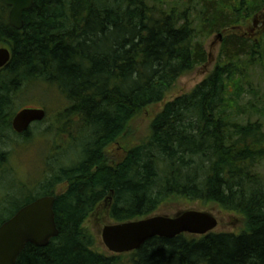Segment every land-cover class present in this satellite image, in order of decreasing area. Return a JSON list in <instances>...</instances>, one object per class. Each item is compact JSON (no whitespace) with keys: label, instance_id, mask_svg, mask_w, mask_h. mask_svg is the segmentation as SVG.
<instances>
[{"label":"trees","instance_id":"1","mask_svg":"<svg viewBox=\"0 0 264 264\" xmlns=\"http://www.w3.org/2000/svg\"><path fill=\"white\" fill-rule=\"evenodd\" d=\"M190 3L180 9L177 1L168 6L158 0H34L23 13V28L15 30L0 0V47L11 54L0 70V144L18 135L25 145L29 140L30 128L16 134L11 127L19 111L15 97L25 85H55L67 102L62 114L78 123L74 131L67 129L73 157L46 159L29 197L0 203L1 225L37 198H55L58 236L43 248L27 244L16 264H264V127L252 121L263 108L252 102L236 113L231 109L242 96L239 82L248 67L262 65L260 45L226 36L211 74L190 93L166 102L144 137L118 160L109 159V148L123 140L134 118L206 63L204 38L264 9V0ZM10 157L0 150V173ZM59 185L64 189L55 195ZM107 199L115 224L186 200L238 214L246 228L238 234L154 237L123 260L94 251L84 226Z\"/></svg>","mask_w":264,"mask_h":264},{"label":"rangeland","instance_id":"2","mask_svg":"<svg viewBox=\"0 0 264 264\" xmlns=\"http://www.w3.org/2000/svg\"><path fill=\"white\" fill-rule=\"evenodd\" d=\"M158 1L168 6L177 1L180 9H184L186 5L191 4V0ZM198 11L199 8L195 7V12L198 13ZM6 13H8V10ZM228 35H234L254 41L260 45L262 49L260 54L262 55V65L255 63L248 67L246 74L242 76L243 78L239 82L243 89L241 93L242 96L235 97L231 109L236 113L238 108L245 109L244 107H247L248 103L250 104L253 102L252 104L255 107L263 109L260 114L253 115L252 121L259 120L264 127L263 9L262 11L249 15L246 20H239L236 25L204 38V48L207 54L206 63L180 77L175 82L171 92H169L161 103L147 107L140 115L132 120L123 140L120 143H117V145H113L109 148V154L111 155L109 156V159L111 162L118 160L128 147L136 144L141 137H144L148 131L150 122L154 116L160 112L166 102L173 100L177 96L190 93L211 74L219 64L222 42ZM235 85H237V79L235 80ZM20 92L21 93L15 97L14 108H17V110L24 108L44 109L46 116L43 121L36 122L30 126V133L27 137L29 140L26 145L23 144L24 137H19V135L12 139L14 142L12 140L11 142L4 140L6 143L0 144V150L9 151L11 155L8 162L6 164L4 163L1 168L0 203H21L25 198L29 197L30 194L26 192L32 190L38 185L43 171L47 169L45 167L46 159L51 157L53 159L58 156L60 158L62 156H67L69 158L73 157V150L71 148L72 144H66L67 141L70 142L67 129L69 132L74 131L78 123L76 117H73L70 114H62V111L67 108V102L57 91L55 85L41 82L29 86L25 85ZM245 117L246 115L244 114L239 121L241 122V119H243V122H245ZM67 124L70 128H68ZM59 127H62L65 134L59 133V130L57 129ZM49 128L50 133L45 134L46 130ZM8 170L12 173L11 177L9 174H5ZM259 171L261 173L264 172V162ZM17 184L21 186L19 189L21 192L18 191V193H16V189L12 190L13 188H16ZM63 189L64 185L54 187V194H60ZM32 193H34V191ZM108 199L101 202L95 208L93 213L86 220L84 226L94 239V251L106 256H115L116 254H112L106 249L101 239L102 229L105 226L115 224L109 216L111 202ZM7 211L8 209L6 208L4 212L5 215L7 214ZM184 211H202L215 217L218 224L212 231L213 233L238 234L246 228L244 218L238 214L223 212L215 205L203 206L200 203L189 202L186 200L164 203L161 205L159 211L152 216L174 217ZM120 255L123 257V260H126L124 256L125 254Z\"/></svg>","mask_w":264,"mask_h":264},{"label":"water","instance_id":"3","mask_svg":"<svg viewBox=\"0 0 264 264\" xmlns=\"http://www.w3.org/2000/svg\"><path fill=\"white\" fill-rule=\"evenodd\" d=\"M1 1L8 8V24L15 30H21L23 13L33 8L34 0ZM10 57L9 49L0 47V70L9 63ZM45 116L44 109L24 108L13 116L11 127L15 133L22 134L33 123L43 121ZM54 201L53 196L37 198L0 225V264H16L27 244L43 248L58 236ZM217 224L216 218L209 213L184 211L174 217L150 216L105 226L101 239L110 253L120 255L138 250L154 237L171 239L182 234L204 236L212 233Z\"/></svg>","mask_w":264,"mask_h":264},{"label":"bare ground","instance_id":"4","mask_svg":"<svg viewBox=\"0 0 264 264\" xmlns=\"http://www.w3.org/2000/svg\"><path fill=\"white\" fill-rule=\"evenodd\" d=\"M11 27V26H10Z\"/></svg>","mask_w":264,"mask_h":264}]
</instances>
